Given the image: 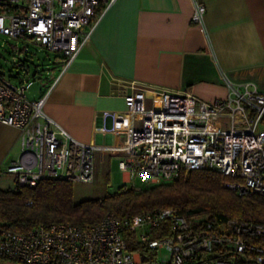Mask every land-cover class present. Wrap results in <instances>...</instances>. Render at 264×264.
Instances as JSON below:
<instances>
[{"label":"built area","instance_id":"1","mask_svg":"<svg viewBox=\"0 0 264 264\" xmlns=\"http://www.w3.org/2000/svg\"><path fill=\"white\" fill-rule=\"evenodd\" d=\"M0 36L19 43L13 75L0 71V122L20 131V155L4 173L19 187L43 179L92 183L96 154H122L118 168L135 191L168 183L182 172L208 169L230 178L238 195L264 196V92L234 86L224 98L202 100L162 90L146 96L131 85L126 110L111 117L104 133L121 135L111 144L74 137L44 109L47 91L29 95L30 51L62 58L64 71L90 40L100 17L116 0H4ZM205 6L195 2L191 21L203 25ZM29 58V57H28ZM30 59V58H29ZM56 77L49 87L53 86ZM31 204V202H28ZM165 232V233H164ZM132 243L145 245L142 261ZM165 252V254H161ZM0 260L7 264H264V222L228 218L220 224L201 216L190 220L171 208L78 226L39 223L27 231L0 222Z\"/></svg>","mask_w":264,"mask_h":264},{"label":"crops","instance_id":"2","mask_svg":"<svg viewBox=\"0 0 264 264\" xmlns=\"http://www.w3.org/2000/svg\"><path fill=\"white\" fill-rule=\"evenodd\" d=\"M195 2L205 6L203 25L191 21ZM0 39L12 53L20 45ZM61 59L49 72L57 79L46 113L81 141L114 144L122 136L101 130L111 124L104 114L126 110L131 85L206 101L226 97L228 83L264 92V0H116L64 71ZM30 96L41 97L40 87ZM19 155L20 131L0 122V176ZM112 156L118 164L122 154L97 153L96 168Z\"/></svg>","mask_w":264,"mask_h":264},{"label":"trees","instance_id":"3","mask_svg":"<svg viewBox=\"0 0 264 264\" xmlns=\"http://www.w3.org/2000/svg\"><path fill=\"white\" fill-rule=\"evenodd\" d=\"M9 53L15 55L10 50ZM30 54L19 59L28 62L33 77L39 75L37 81L43 95L54 77L49 72L59 67L54 60L55 55L51 59V53L45 50L30 51ZM13 72L11 65L8 75H13ZM229 180L213 170H190L182 172L172 182L142 186L139 191L123 183L101 198L79 202L74 201L71 181L43 179L29 188L17 186L14 180L13 186L0 187V222L23 232L39 223L67 222L87 226L102 220L107 214L123 218L164 208H171L188 220L201 216L215 224L228 218L264 222V196L238 195L226 186ZM130 248L141 252L142 261L152 258L145 245L132 243Z\"/></svg>","mask_w":264,"mask_h":264},{"label":"rangeland","instance_id":"4","mask_svg":"<svg viewBox=\"0 0 264 264\" xmlns=\"http://www.w3.org/2000/svg\"><path fill=\"white\" fill-rule=\"evenodd\" d=\"M0 39V71L9 73V67L13 61L12 54L9 53L11 45ZM13 41H10V43ZM40 56L44 54L40 53ZM54 59L53 54H49ZM40 83L35 81L29 88V95L36 92ZM106 163L98 164L95 172V178L92 183H73L74 201L79 202L85 199L101 198L109 193L114 192L126 179V175L117 166V157L112 156ZM13 184L12 175L0 176V187L8 188ZM161 254H165L162 252ZM0 264H7L5 260H0Z\"/></svg>","mask_w":264,"mask_h":264},{"label":"water","instance_id":"5","mask_svg":"<svg viewBox=\"0 0 264 264\" xmlns=\"http://www.w3.org/2000/svg\"><path fill=\"white\" fill-rule=\"evenodd\" d=\"M5 3L4 0H0V5H3Z\"/></svg>","mask_w":264,"mask_h":264}]
</instances>
